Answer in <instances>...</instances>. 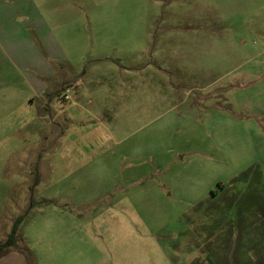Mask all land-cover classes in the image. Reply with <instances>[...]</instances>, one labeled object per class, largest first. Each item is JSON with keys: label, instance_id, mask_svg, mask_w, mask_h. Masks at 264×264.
<instances>
[{"label": "rangeland", "instance_id": "rangeland-1", "mask_svg": "<svg viewBox=\"0 0 264 264\" xmlns=\"http://www.w3.org/2000/svg\"><path fill=\"white\" fill-rule=\"evenodd\" d=\"M45 1L77 66L60 91L76 104L56 101L62 121L56 130L48 117L43 161L30 147L27 161L0 163L13 184L0 193V243L26 213L6 252L31 264L238 255V229L217 234L220 197L256 157L249 114L264 109V0ZM253 224L261 244L264 227Z\"/></svg>", "mask_w": 264, "mask_h": 264}, {"label": "crops", "instance_id": "crops-1", "mask_svg": "<svg viewBox=\"0 0 264 264\" xmlns=\"http://www.w3.org/2000/svg\"><path fill=\"white\" fill-rule=\"evenodd\" d=\"M46 2L45 0L44 2L0 0V163L2 164L12 160L15 155L27 161L30 147L42 148L37 150L36 157H38L37 162L43 161L47 149L49 150L47 145L42 144V141H47L49 138L47 137L49 136L48 117H50L49 124L54 125L56 130L59 128L57 122L62 121L59 112L54 111L59 104L56 101L61 100L64 106L68 103L76 104L70 94H67L68 99L65 98L67 91L63 94L60 92L66 85L72 86L74 83V79L69 77L68 69H72L76 74L78 71L65 47L67 39L61 41L54 24L50 21L53 18H60V15L54 12L56 5L51 3L47 5ZM249 115L255 119V123L251 122L248 141L256 151V157L245 170L256 168L260 176L259 184L264 189V109L258 108ZM25 131L34 132V138L26 140L29 135L25 134ZM34 174L37 184L43 177L37 169H34ZM7 178L8 174L0 171V193L8 192L13 188L12 182L5 181ZM253 227V221H246L244 235L230 236L231 241L235 240L238 255L232 256L233 253H229L232 255L227 257L228 253L214 252L213 264H264V239L260 244L258 235H253ZM260 227H264L263 221ZM255 242L259 243L256 245V250L253 246ZM240 243L246 245L243 247ZM202 254L204 257L203 252ZM232 257L239 259L240 263L229 261ZM204 258L198 259L204 260ZM255 259H258V263H255ZM207 263L209 264L208 261H204L198 264ZM0 264L29 263L23 252L16 249L0 255ZM37 264L40 263L37 261Z\"/></svg>", "mask_w": 264, "mask_h": 264}, {"label": "trees", "instance_id": "trees-1", "mask_svg": "<svg viewBox=\"0 0 264 264\" xmlns=\"http://www.w3.org/2000/svg\"><path fill=\"white\" fill-rule=\"evenodd\" d=\"M259 177L258 170L254 167L243 171L239 176L234 178V187L236 188V192L228 193L223 199L220 197V201L226 199V204L224 206L221 204L219 208V214H221L226 220L224 221V225L219 224L220 226L217 232L218 235H229L230 233H233L234 230L237 231V229L240 234L241 225L244 224L242 228L244 231L241 233L243 234L246 231V221L255 219L264 221V189L261 186L258 191L260 192L262 190L263 192L262 194L259 193L258 196L255 195L256 190H254L253 187L249 189L252 183H257L260 185ZM224 186V184L220 183V187ZM223 189L224 188H222V190ZM215 193L216 191L213 192V195H215ZM254 201H256V203L262 202V204L260 206L257 205L256 207L254 206L256 204ZM246 204H248V207L247 209H244ZM258 212H260V214H258ZM25 217L26 213L19 215L15 219L10 234L4 242L0 243V255L6 253V251L9 250L8 248L15 245L17 230L20 224L24 221ZM253 223L260 225L256 221H253ZM254 229H256V227Z\"/></svg>", "mask_w": 264, "mask_h": 264}, {"label": "built area", "instance_id": "built-area-1", "mask_svg": "<svg viewBox=\"0 0 264 264\" xmlns=\"http://www.w3.org/2000/svg\"><path fill=\"white\" fill-rule=\"evenodd\" d=\"M67 91H68V90H67ZM67 94H68V93H66V94H65V98H67V99H68V95H67Z\"/></svg>", "mask_w": 264, "mask_h": 264}]
</instances>
